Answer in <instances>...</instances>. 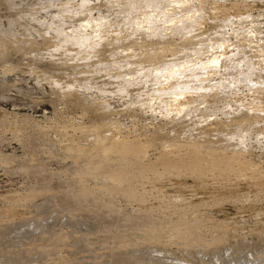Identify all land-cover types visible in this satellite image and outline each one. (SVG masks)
<instances>
[{
  "label": "rangeland",
  "instance_id": "1",
  "mask_svg": "<svg viewBox=\"0 0 264 264\" xmlns=\"http://www.w3.org/2000/svg\"><path fill=\"white\" fill-rule=\"evenodd\" d=\"M0 264H264V0H0Z\"/></svg>",
  "mask_w": 264,
  "mask_h": 264
}]
</instances>
